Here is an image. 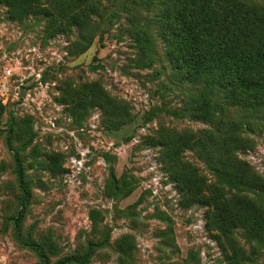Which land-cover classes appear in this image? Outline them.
Segmentation results:
<instances>
[{"label":"rangeland","instance_id":"374dc122","mask_svg":"<svg viewBox=\"0 0 264 264\" xmlns=\"http://www.w3.org/2000/svg\"><path fill=\"white\" fill-rule=\"evenodd\" d=\"M52 1L0 0V77L13 70L15 94L0 105V264H42L16 241L22 194L8 132L31 196L20 234L41 244L50 264L89 243L101 246L88 264H228L210 208L186 205L185 185L158 143L163 127L200 137L209 124L183 111L190 85L179 81L155 9L101 0L97 29L61 31L64 12ZM29 2L38 11L25 12ZM94 83L126 105L128 122L115 126L93 105L72 113L66 97ZM253 120L237 159L264 179V114ZM181 161L216 180L198 151ZM234 236L252 251L242 229ZM250 264H264V249Z\"/></svg>","mask_w":264,"mask_h":264},{"label":"trees","instance_id":"16d2710c","mask_svg":"<svg viewBox=\"0 0 264 264\" xmlns=\"http://www.w3.org/2000/svg\"><path fill=\"white\" fill-rule=\"evenodd\" d=\"M63 10L61 31L85 30L103 16L101 0H53ZM168 47L181 83L190 88L183 111L191 119L208 123L200 137L186 131L161 128L158 143L166 151L171 169L187 190L186 205L208 206L210 228L228 264H250L264 249V179L237 152L247 144L245 133L257 115L264 114V3L247 0H145ZM25 12L38 11L34 2ZM97 19H92L93 16ZM93 27V26H92ZM97 29V25L94 26ZM183 89L182 87H179ZM66 97L72 113L89 105L101 107L115 126L129 121L126 105L114 100L97 83L85 85ZM0 105H2L0 103ZM7 146L16 164L21 209L15 218L16 241L32 249L42 264H50L44 247L20 234V219L30 200L18 151ZM187 150L198 151L216 180L212 183L197 167L181 161ZM242 229L252 243L248 253L234 233ZM101 244L89 243L85 252L59 264H88Z\"/></svg>","mask_w":264,"mask_h":264},{"label":"built area","instance_id":"2783aa9c","mask_svg":"<svg viewBox=\"0 0 264 264\" xmlns=\"http://www.w3.org/2000/svg\"><path fill=\"white\" fill-rule=\"evenodd\" d=\"M13 81V70L11 68L4 69L0 77V103L3 106L15 98V94L13 93Z\"/></svg>","mask_w":264,"mask_h":264}]
</instances>
